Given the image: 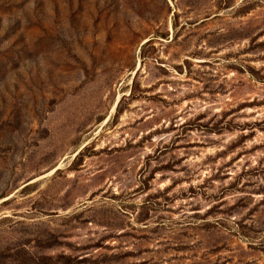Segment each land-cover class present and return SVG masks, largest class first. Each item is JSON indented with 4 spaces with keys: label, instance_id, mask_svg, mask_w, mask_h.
Instances as JSON below:
<instances>
[{
    "label": "rangeland",
    "instance_id": "rangeland-1",
    "mask_svg": "<svg viewBox=\"0 0 264 264\" xmlns=\"http://www.w3.org/2000/svg\"><path fill=\"white\" fill-rule=\"evenodd\" d=\"M0 264H264V0H0Z\"/></svg>",
    "mask_w": 264,
    "mask_h": 264
},
{
    "label": "bare ground",
    "instance_id": "bare-ground-1",
    "mask_svg": "<svg viewBox=\"0 0 264 264\" xmlns=\"http://www.w3.org/2000/svg\"><path fill=\"white\" fill-rule=\"evenodd\" d=\"M54 170V169H53Z\"/></svg>",
    "mask_w": 264,
    "mask_h": 264
}]
</instances>
